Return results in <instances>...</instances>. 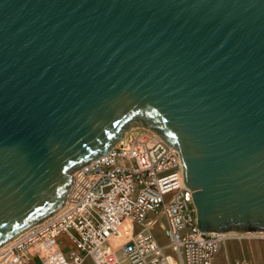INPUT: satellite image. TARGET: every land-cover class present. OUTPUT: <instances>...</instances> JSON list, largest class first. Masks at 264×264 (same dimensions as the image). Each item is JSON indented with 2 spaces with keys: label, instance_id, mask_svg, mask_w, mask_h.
<instances>
[{
  "label": "water",
  "instance_id": "95a60500",
  "mask_svg": "<svg viewBox=\"0 0 264 264\" xmlns=\"http://www.w3.org/2000/svg\"><path fill=\"white\" fill-rule=\"evenodd\" d=\"M136 120L200 230L264 231V0H0V246Z\"/></svg>",
  "mask_w": 264,
  "mask_h": 264
},
{
  "label": "built area",
  "instance_id": "2783aa9c",
  "mask_svg": "<svg viewBox=\"0 0 264 264\" xmlns=\"http://www.w3.org/2000/svg\"><path fill=\"white\" fill-rule=\"evenodd\" d=\"M73 171L63 210L5 243L0 264H34L35 258L39 264H214L233 237L196 226L180 152L151 129L126 131ZM232 264L254 263L239 258Z\"/></svg>",
  "mask_w": 264,
  "mask_h": 264
},
{
  "label": "rangeland",
  "instance_id": "374dc122",
  "mask_svg": "<svg viewBox=\"0 0 264 264\" xmlns=\"http://www.w3.org/2000/svg\"><path fill=\"white\" fill-rule=\"evenodd\" d=\"M137 125L142 126L141 122H139L137 120L136 121H132L128 125V129L127 130L132 129V127L137 126ZM40 222H38V223H40ZM38 223H36V224H38ZM32 226H30V227H32ZM157 231H158L157 232V237H158L159 242L160 243H165L166 242V239L164 238L163 233H162L161 229L159 228V226H157ZM231 241L233 242L234 239H230L229 240V242H231ZM237 241H239V240H237ZM7 242H5V243H7ZM242 242H251V244L253 245V251H254V253H256V257H258V258L260 257V259L264 257V245H263V247H260L262 244H264V239H260V237L255 236V237H252L250 240L246 239V240H243ZM4 244H2L0 246V250L2 249V247L4 246ZM233 245H234L233 243H228L227 244V248L228 249H231L233 247ZM238 247H239V245H238ZM70 248H71V244L68 243V242H66L64 249L65 250H69ZM237 250H238V248H236L235 253L237 252ZM232 254L233 253L231 251L230 252V255L232 256ZM35 260H36V262H34V264H39V262L37 261L36 258H35ZM256 261L258 262V264L260 263L259 262V259H256ZM88 263H90V262L88 261ZM228 263H229L228 252H227L226 248H224V246H223V248L221 249V251L218 253L217 257L215 258L214 264H228Z\"/></svg>",
  "mask_w": 264,
  "mask_h": 264
},
{
  "label": "crops",
  "instance_id": "0c3cea01",
  "mask_svg": "<svg viewBox=\"0 0 264 264\" xmlns=\"http://www.w3.org/2000/svg\"><path fill=\"white\" fill-rule=\"evenodd\" d=\"M237 233L236 235H229V236H233L231 239H234V241L229 242V240L225 243L224 248H226L227 252H228V258H229V263L228 264H232L236 259L239 258H248L250 260L253 261L254 264H258V262L256 261V259H259V264H263L264 262V257L260 259V257H256V253H254L253 251V245L251 244V242H242L243 240H250L252 237H250V235H254L255 233H238V232H234ZM243 234H246L245 236H241ZM249 235V236H248ZM262 239V238H260ZM239 240V241H237ZM242 240V241H241ZM228 243H233V247L231 249L227 248V244ZM239 245V247H238ZM264 244H262L260 247H263ZM236 248H238L237 252L235 253ZM232 251V256L230 255V252Z\"/></svg>",
  "mask_w": 264,
  "mask_h": 264
},
{
  "label": "bare ground",
  "instance_id": "6f19581e",
  "mask_svg": "<svg viewBox=\"0 0 264 264\" xmlns=\"http://www.w3.org/2000/svg\"><path fill=\"white\" fill-rule=\"evenodd\" d=\"M138 127H141V126H139V125H137V126H134V127H132V129H129V130H134V129H136V128H138ZM149 129V128H148ZM126 131H128V130H125V134H126ZM75 171V170H74ZM73 171V172H74ZM72 172V173H73ZM64 203H65V201H64ZM64 203L58 208V210H56V211H54V213H52V214H50L49 216H47L46 218H44L43 220H46L47 218H49V217H51V216H54L53 214H56V213H58V212H61L62 210H63V208H64ZM42 220V221H43ZM28 229V228H27ZM27 229H25V230H23V231H21L19 234H17L16 236H14L13 238H11L9 241H8V243H11V242H14V241H17V240H19V239H21V238H23L24 237V235L25 234H27L30 230H31V227H29V229L27 230ZM23 232V233H22ZM239 233V232H238ZM255 233V232H254ZM225 234H228V235H236L237 233H234V232H229V233H225ZM256 235L258 234V235H264V231H258L257 233H255ZM4 247V246H3ZM2 247V248H3Z\"/></svg>",
  "mask_w": 264,
  "mask_h": 264
}]
</instances>
